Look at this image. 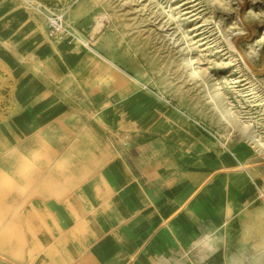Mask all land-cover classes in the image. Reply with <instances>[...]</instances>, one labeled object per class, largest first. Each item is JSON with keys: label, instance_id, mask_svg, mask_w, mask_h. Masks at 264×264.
<instances>
[{"label": "rangeland", "instance_id": "rangeland-1", "mask_svg": "<svg viewBox=\"0 0 264 264\" xmlns=\"http://www.w3.org/2000/svg\"><path fill=\"white\" fill-rule=\"evenodd\" d=\"M220 1L0 0V124L13 69L25 60L38 71L25 52L46 47L48 71L88 74L90 89L113 94L105 109L92 104L88 136L106 132L105 141L80 152L152 138L169 155L172 186L186 183L188 196L219 172L243 175L253 193L240 200L245 224L230 225V257L201 264H264V146L253 137L264 142V0ZM36 4L63 9L72 36L51 40ZM232 32L238 51L227 43Z\"/></svg>", "mask_w": 264, "mask_h": 264}, {"label": "crops", "instance_id": "crops-1", "mask_svg": "<svg viewBox=\"0 0 264 264\" xmlns=\"http://www.w3.org/2000/svg\"><path fill=\"white\" fill-rule=\"evenodd\" d=\"M45 49L25 52L38 71L25 60L13 69L0 124V264H201L230 257V225L247 220L240 200L253 193L250 180L219 172L188 196L186 183L171 184L169 155L156 153L145 136L80 152L85 142L105 141L106 132L88 136L92 104L105 109L113 94L90 89L88 74L65 66L48 71ZM208 241L214 247L204 248Z\"/></svg>", "mask_w": 264, "mask_h": 264}, {"label": "built area", "instance_id": "built-area-1", "mask_svg": "<svg viewBox=\"0 0 264 264\" xmlns=\"http://www.w3.org/2000/svg\"><path fill=\"white\" fill-rule=\"evenodd\" d=\"M35 8L37 13L43 17L51 40L58 42L72 36L73 32L66 22V13L63 9L45 4H36Z\"/></svg>", "mask_w": 264, "mask_h": 264}, {"label": "bare ground", "instance_id": "bare-ground-1", "mask_svg": "<svg viewBox=\"0 0 264 264\" xmlns=\"http://www.w3.org/2000/svg\"><path fill=\"white\" fill-rule=\"evenodd\" d=\"M212 2L213 1H216L218 4L221 2L220 0H211ZM238 5V4H237ZM11 7V6H10ZM239 7H240V5H239ZM259 13V12H258ZM264 14V13H263ZM25 15H24V13H20V12H16L15 14H13V17L12 18H14V19H21V18H23ZM238 16V15H237ZM12 21H14V20H12ZM239 26V25H238ZM220 32V31H219ZM236 33H240V32H236ZM236 33H231L230 34V37H228L227 38V43H228V45H229V47H230V49H232V50H234V51H238V49H237V47H236V45H235V43H234V40H233V35L234 34H236ZM221 34V33H220ZM200 42V41H199ZM247 43L248 44H250V42L249 41H247ZM63 48H65V49H69L67 46H66V44H63ZM239 55V54H238ZM244 62V61H243ZM245 65V64H244ZM249 69V68H248ZM126 73V72H125ZM244 126L245 127H248V124H244ZM254 138H255V140H256V145L258 146V147H260V146H264V142H263V140L261 139V137H260V135H255V136H253Z\"/></svg>", "mask_w": 264, "mask_h": 264}]
</instances>
